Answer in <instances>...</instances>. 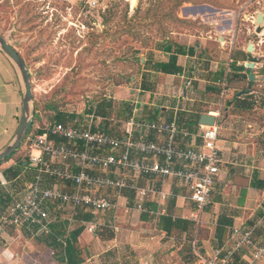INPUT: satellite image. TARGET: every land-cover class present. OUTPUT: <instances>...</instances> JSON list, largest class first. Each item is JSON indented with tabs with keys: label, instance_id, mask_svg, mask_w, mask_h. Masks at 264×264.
<instances>
[{
	"label": "crops",
	"instance_id": "obj_1",
	"mask_svg": "<svg viewBox=\"0 0 264 264\" xmlns=\"http://www.w3.org/2000/svg\"><path fill=\"white\" fill-rule=\"evenodd\" d=\"M193 8H187L192 9L193 15L203 12H194ZM228 23L229 20L224 22V28ZM216 43L195 35L154 42L141 53L135 86L111 85L97 107L89 106L92 111L87 107L85 112H76L73 119L66 117L63 121L79 120L81 126L105 128L111 135L124 139L129 134L155 139V134L141 127V123L175 120L181 130L198 134L202 125L192 123L193 113L209 114L218 125L216 145L221 159L211 203L199 214L189 199L187 187L173 179L155 177L152 182L138 181L140 186L153 184L156 190L143 199L144 212L136 209L139 199L133 191L105 190L103 194L116 203L114 209L104 214L90 212V219H83L85 212L78 209L71 222L60 220L55 225L63 237L83 226L72 253L74 264H193L199 256L206 257L220 246L234 226L256 228L264 235V98L259 96L260 100L258 91L251 86L247 94L231 100L248 84L246 69H230L232 55L239 50L248 51L240 46L237 35L229 39L217 36ZM207 44L216 48L218 59L209 56ZM247 55L246 61L238 60L236 65L245 66L253 57ZM242 74L247 78H240ZM228 75L235 79L228 83ZM22 95L19 74L0 49V151L11 142L18 127ZM47 124L37 123L35 129ZM176 141L180 146L189 144L181 135ZM23 164L25 167L20 170L15 160L0 164V264H64V238L59 240L61 249H52L41 238L1 220L12 196L32 179L33 170L28 162ZM162 216L172 221L182 218L192 226L166 234L159 229ZM91 222L96 224L93 232L87 229Z\"/></svg>",
	"mask_w": 264,
	"mask_h": 264
},
{
	"label": "rangeland",
	"instance_id": "obj_2",
	"mask_svg": "<svg viewBox=\"0 0 264 264\" xmlns=\"http://www.w3.org/2000/svg\"><path fill=\"white\" fill-rule=\"evenodd\" d=\"M173 1L0 0V33L30 73L32 109L34 101L53 96L66 114L83 113L105 99L111 85L135 86L141 53L154 42L189 35L215 44L217 36L237 35L245 51L252 43L247 53L257 59L253 88L264 98V30L255 33L264 0H190L178 8ZM201 5L215 11H188ZM211 45L206 46L209 56L218 59ZM76 122L68 119L71 125Z\"/></svg>",
	"mask_w": 264,
	"mask_h": 264
},
{
	"label": "built area",
	"instance_id": "obj_3",
	"mask_svg": "<svg viewBox=\"0 0 264 264\" xmlns=\"http://www.w3.org/2000/svg\"><path fill=\"white\" fill-rule=\"evenodd\" d=\"M140 126L152 131L155 139L132 134L124 139L61 122L37 128L26 137L32 179L12 196L2 222L32 237H46L58 221L71 222L78 209L93 214L114 209L116 203L103 194L105 190L133 191L139 199L136 209L144 212L143 199L156 190L153 184L140 186L138 181L152 182L155 177L187 187L196 213L203 212L211 203L220 170L218 125H202L198 134L181 130L175 120ZM179 135L189 144L178 145ZM87 229L93 232L96 224L91 222ZM240 253L238 264H263L264 236L255 237L253 228L234 226L223 244L193 264H232Z\"/></svg>",
	"mask_w": 264,
	"mask_h": 264
},
{
	"label": "trees",
	"instance_id": "obj_4",
	"mask_svg": "<svg viewBox=\"0 0 264 264\" xmlns=\"http://www.w3.org/2000/svg\"><path fill=\"white\" fill-rule=\"evenodd\" d=\"M189 2H190V0H174L172 3V6L178 8V7L182 6L184 3H189ZM176 19L179 20L178 17H176ZM247 56H248L247 53L242 51V50H239L238 52L234 53L232 55L233 62L230 63V69L233 68V69H236L237 71H244L246 69L245 66L244 65H238L237 66L236 63L238 60L239 61H246ZM261 72H264V70L262 69ZM239 76H240V78L242 76L243 79L247 78V76H245V74L244 75L242 74ZM234 79L235 78L230 76V75L227 76L228 83L233 81ZM254 84H255V80L251 82V86H253ZM234 99H236V93L231 98V100H234ZM98 103H96V107H97ZM60 105L61 104H59V102L57 100H54L53 96L50 98L44 99L41 102L38 101V103L36 101H34L33 119H32V123L29 127V130L27 132L26 137H28L29 135L35 134L37 132L35 129V124H37V123L41 124V125L43 124V122L48 123V124L59 123V122L63 123V121H65L67 119L66 117H70L71 119L74 118V114H69V116H67L65 112L61 111ZM88 111H92V107H90V108L88 107ZM199 117H200V112H194L193 113L192 123L196 126H198ZM80 124H81V122H76L73 125L79 126ZM178 124H179V122H178ZM179 128L181 129V127H179ZM100 129H103L102 131L109 133L108 130L105 128H100ZM26 137H25L24 142L21 144V146L17 150H15V152L12 153L9 157H7L3 161H1L0 164L2 162H5V161L15 157V161H16V165H17L18 170L23 169L25 167L23 162H25V161L28 162ZM30 181H28L27 184ZM82 210H84V209H82ZM84 212L85 213H82L83 219L92 218L90 211L84 210ZM87 212H89V213H87ZM60 222L61 221H59L55 224H58ZM189 226H192V224L189 221L184 220L182 218L181 219L178 218V219H175L174 221H172L170 217L162 216L159 220V229L164 230L166 232V234H170L171 231H173V230H181V231L187 230V229H189ZM82 229H83V226L80 225L75 230H73L70 233V235H68V236L64 235V237H63L61 235L62 232H60V228L56 227V225H54L53 231L50 235H48L46 237H39V238H41L42 241L47 246L51 247L52 249H57V250L62 248V246L59 242L60 238H64L66 240L65 251H64L65 252L64 255H65L66 259H65L64 264H74V260L72 259V253L74 252V249H75V241L77 239V235L80 233V231ZM253 232H254L255 237L264 236V235H260V233L257 231L256 228L253 229ZM242 254L243 253L237 254L235 256L232 264H238ZM188 263H191V262L189 261Z\"/></svg>",
	"mask_w": 264,
	"mask_h": 264
},
{
	"label": "water",
	"instance_id": "obj_5",
	"mask_svg": "<svg viewBox=\"0 0 264 264\" xmlns=\"http://www.w3.org/2000/svg\"><path fill=\"white\" fill-rule=\"evenodd\" d=\"M194 12L199 11H215V9L209 6H199L193 8ZM256 28L255 33H261L264 30V14L258 12L256 14ZM0 49L4 52V54L12 61L14 64L22 86H23V95H22V110H21V117L18 123V127L16 132L13 136V139L9 144H7L1 151H0V162L9 157L12 153L17 150L21 144L24 142L29 127L32 123L33 119V109H32V102H33V89L30 80V73L27 70V66L17 52V50L7 41V39L0 34ZM253 47L252 44L249 43L247 46V51L252 52ZM256 63V58L250 57L249 61L245 63L246 71L248 72V84L247 88L239 91L236 96L239 97L243 94H247L251 89V82L254 81L255 76L252 73V69ZM216 118L209 114H200L198 123L203 126H211L215 124Z\"/></svg>",
	"mask_w": 264,
	"mask_h": 264
}]
</instances>
